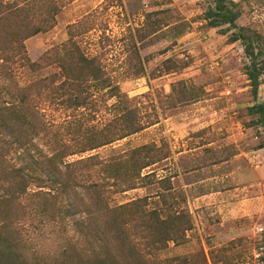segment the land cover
I'll return each mask as SVG.
<instances>
[{
	"label": "trees",
	"instance_id": "trees-1",
	"mask_svg": "<svg viewBox=\"0 0 264 264\" xmlns=\"http://www.w3.org/2000/svg\"><path fill=\"white\" fill-rule=\"evenodd\" d=\"M210 1L207 24L236 29L228 40L245 48L244 72L256 97L264 81V36L245 33L237 24L241 11L234 0ZM64 3L0 0V264H197L188 254L160 255L193 227L186 209L166 201L171 193L157 194L167 205L162 207L151 206L147 196L112 204L114 195L154 182L156 172L144 170L169 157L163 145L84 155L159 121L155 104L154 117L145 115L138 99L121 89L103 47L91 51L83 44L97 25L96 12L69 24L68 38L38 59L28 55L26 40L52 29ZM227 27L222 32L228 33ZM134 37L131 31L126 37L120 67L126 77L138 78L146 67ZM163 61L167 72L187 64ZM22 72L31 78L22 82ZM168 97L171 107H178L200 100L203 92L181 79ZM248 111L264 128V102ZM74 156L79 157L69 159ZM30 218L37 219L31 228ZM47 229L66 240L61 252L50 256L29 233ZM257 258L264 262V249Z\"/></svg>",
	"mask_w": 264,
	"mask_h": 264
},
{
	"label": "rangeland",
	"instance_id": "rangeland-1",
	"mask_svg": "<svg viewBox=\"0 0 264 264\" xmlns=\"http://www.w3.org/2000/svg\"><path fill=\"white\" fill-rule=\"evenodd\" d=\"M234 1L235 8L241 11L237 24L246 27L245 33L264 36V0ZM211 3L65 0L57 24L27 39L26 48L32 60L38 59L49 47L68 38L69 24L95 11L97 25L84 36L83 44L91 51L103 47L105 61L115 70L121 89L138 99L145 115L154 117L155 104L159 121L84 155L98 153L105 157L146 143L163 145L169 154L144 170L156 172L153 183L114 195L112 204L147 196L151 206L162 207L166 204L157 194L166 190L171 193L166 201L175 208L186 209L193 227L187 230L183 241H171L161 256L188 254L197 264H264L257 258L260 248L264 249V128L257 122V115L248 111L254 103L264 102V81L259 83L254 97L244 72L249 60L245 48L239 40H228L236 29L207 24L206 11ZM226 27L228 33L222 32ZM130 31L135 34L146 67L145 75L138 78L126 77L120 67ZM167 58L187 64L179 70L163 71V60ZM21 76L22 82L31 78L28 73L22 72ZM181 79L203 92V97L171 107L168 94L173 82ZM106 111L103 117L108 115ZM251 180H258L259 184L248 187ZM255 186L262 195L259 209L246 211L249 205L244 203L245 197L255 191ZM35 222L36 218H30L26 224L31 228ZM29 233L48 256L65 247L66 240L49 229Z\"/></svg>",
	"mask_w": 264,
	"mask_h": 264
},
{
	"label": "crops",
	"instance_id": "crops-1",
	"mask_svg": "<svg viewBox=\"0 0 264 264\" xmlns=\"http://www.w3.org/2000/svg\"><path fill=\"white\" fill-rule=\"evenodd\" d=\"M257 168H259L257 166ZM256 172V171H255ZM192 184V183H191ZM258 185L259 181L258 180H251L250 184L248 187H253V185ZM258 188V186H255V191H253V193L247 195V197H245L244 203L247 205H249V209H247L246 211L250 210L252 211L254 208L256 209V211H258V206H259V198L262 197L261 194H259V192L256 191V189ZM207 194H204L203 196H206ZM261 195V196H259Z\"/></svg>",
	"mask_w": 264,
	"mask_h": 264
}]
</instances>
